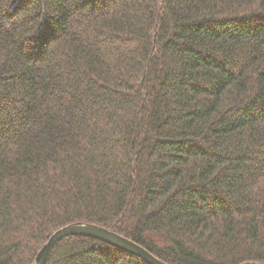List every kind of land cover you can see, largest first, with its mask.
<instances>
[{"label":"trees","instance_id":"obj_1","mask_svg":"<svg viewBox=\"0 0 264 264\" xmlns=\"http://www.w3.org/2000/svg\"><path fill=\"white\" fill-rule=\"evenodd\" d=\"M78 223L264 264V0H0V264ZM45 264L147 263L67 236Z\"/></svg>","mask_w":264,"mask_h":264},{"label":"water","instance_id":"obj_2","mask_svg":"<svg viewBox=\"0 0 264 264\" xmlns=\"http://www.w3.org/2000/svg\"><path fill=\"white\" fill-rule=\"evenodd\" d=\"M67 236H84L97 239L99 241L112 245L115 248L124 251L130 255L136 256L142 259L147 264H168L155 257L148 250H146L139 244L133 242L132 240L121 236L113 232L112 230H108L102 226L92 223L68 224L54 231L48 238V240L38 250L33 264H45V261L55 243ZM241 264L262 263L244 262Z\"/></svg>","mask_w":264,"mask_h":264}]
</instances>
